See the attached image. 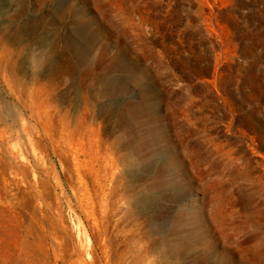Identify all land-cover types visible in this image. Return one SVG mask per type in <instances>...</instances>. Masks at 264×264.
I'll return each instance as SVG.
<instances>
[{"label":"rangeland","instance_id":"374dc122","mask_svg":"<svg viewBox=\"0 0 264 264\" xmlns=\"http://www.w3.org/2000/svg\"><path fill=\"white\" fill-rule=\"evenodd\" d=\"M79 245L264 264V0H0V264Z\"/></svg>","mask_w":264,"mask_h":264},{"label":"bare ground","instance_id":"6f19581e","mask_svg":"<svg viewBox=\"0 0 264 264\" xmlns=\"http://www.w3.org/2000/svg\"><path fill=\"white\" fill-rule=\"evenodd\" d=\"M91 249H92V247H91ZM87 253H88V251L82 245H79V248L76 252L77 257L80 259V262L78 264H87V262H86ZM104 257L107 260V256L105 255ZM73 264H77V261H75ZM97 264H103V262L100 260V258L97 261Z\"/></svg>","mask_w":264,"mask_h":264}]
</instances>
